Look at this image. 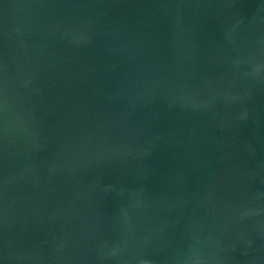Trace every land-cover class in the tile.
I'll list each match as a JSON object with an SVG mask.
<instances>
[{
  "label": "water",
  "instance_id": "obj_1",
  "mask_svg": "<svg viewBox=\"0 0 264 264\" xmlns=\"http://www.w3.org/2000/svg\"><path fill=\"white\" fill-rule=\"evenodd\" d=\"M0 264H264V0H0Z\"/></svg>",
  "mask_w": 264,
  "mask_h": 264
}]
</instances>
